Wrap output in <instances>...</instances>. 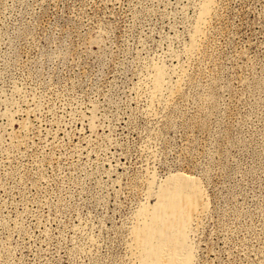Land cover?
<instances>
[{
    "label": "rangeland",
    "instance_id": "1",
    "mask_svg": "<svg viewBox=\"0 0 264 264\" xmlns=\"http://www.w3.org/2000/svg\"><path fill=\"white\" fill-rule=\"evenodd\" d=\"M180 179L193 264H264V0H0V264H140Z\"/></svg>",
    "mask_w": 264,
    "mask_h": 264
},
{
    "label": "bare ground",
    "instance_id": "2",
    "mask_svg": "<svg viewBox=\"0 0 264 264\" xmlns=\"http://www.w3.org/2000/svg\"><path fill=\"white\" fill-rule=\"evenodd\" d=\"M174 190H161L157 206L138 227L140 264H193L189 232L200 211L197 191L180 179Z\"/></svg>",
    "mask_w": 264,
    "mask_h": 264
}]
</instances>
